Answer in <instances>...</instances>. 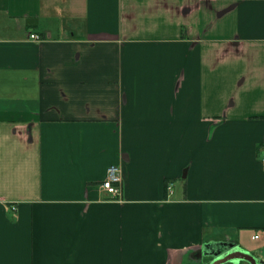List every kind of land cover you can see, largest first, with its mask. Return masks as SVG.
I'll return each mask as SVG.
<instances>
[{"label": "crops", "instance_id": "0c3cea01", "mask_svg": "<svg viewBox=\"0 0 264 264\" xmlns=\"http://www.w3.org/2000/svg\"><path fill=\"white\" fill-rule=\"evenodd\" d=\"M228 245L264 264V0H0V264Z\"/></svg>", "mask_w": 264, "mask_h": 264}, {"label": "built area", "instance_id": "2783aa9c", "mask_svg": "<svg viewBox=\"0 0 264 264\" xmlns=\"http://www.w3.org/2000/svg\"><path fill=\"white\" fill-rule=\"evenodd\" d=\"M31 38L35 40H40V35L32 33ZM123 171L119 164H111L107 169V174L105 179L101 182L100 187L102 190L107 191L113 199L122 200L123 199ZM173 183L170 182L168 189L172 191ZM259 235H255L258 238Z\"/></svg>", "mask_w": 264, "mask_h": 264}, {"label": "water", "instance_id": "95a60500", "mask_svg": "<svg viewBox=\"0 0 264 264\" xmlns=\"http://www.w3.org/2000/svg\"><path fill=\"white\" fill-rule=\"evenodd\" d=\"M228 246H230L231 248L230 251H227L226 253L216 257L209 264H224L230 261H233V262L246 261L249 264H261L262 263V261L257 256L249 252L243 251L241 249L234 248L233 245H228Z\"/></svg>", "mask_w": 264, "mask_h": 264}, {"label": "rangeland", "instance_id": "374dc122", "mask_svg": "<svg viewBox=\"0 0 264 264\" xmlns=\"http://www.w3.org/2000/svg\"><path fill=\"white\" fill-rule=\"evenodd\" d=\"M228 263V262H227Z\"/></svg>", "mask_w": 264, "mask_h": 264}]
</instances>
